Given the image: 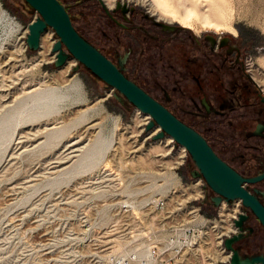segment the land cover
Returning a JSON list of instances; mask_svg holds the SVG:
<instances>
[{
  "label": "rangeland",
  "instance_id": "rangeland-1",
  "mask_svg": "<svg viewBox=\"0 0 264 264\" xmlns=\"http://www.w3.org/2000/svg\"><path fill=\"white\" fill-rule=\"evenodd\" d=\"M102 1L108 10L120 2L178 26L192 40L230 38L242 45L245 68L264 89V0ZM81 11L83 18L74 11L75 27L112 58L113 34L94 24L104 10L94 0ZM37 16L25 0H0V264H113L114 256L127 259L136 249L143 226L159 238L179 227L198 232L182 264H229L223 242L236 231L240 203L203 206L206 183L190 176L187 151L169 136L153 140L159 128L146 131L150 117L121 106L116 91L72 56L55 68L58 37L51 28L30 51L25 40ZM251 83L264 120V90ZM250 143L264 146L258 137ZM213 146L231 161L249 155L236 145ZM156 198L166 201L159 213L148 206ZM253 227L264 249V228Z\"/></svg>",
  "mask_w": 264,
  "mask_h": 264
},
{
  "label": "flooded vegetation",
  "instance_id": "flooded-vegetation-1",
  "mask_svg": "<svg viewBox=\"0 0 264 264\" xmlns=\"http://www.w3.org/2000/svg\"><path fill=\"white\" fill-rule=\"evenodd\" d=\"M58 1L65 5L66 10L70 11L73 18H75L74 11H77L83 18L86 14L81 10L85 8L87 2L94 0H72L71 3H67L65 0ZM97 3L103 9L98 1ZM108 12L107 14L104 10L105 15L100 19H96L94 24L104 26L105 30L113 34L115 38L113 57L110 58L108 53H103L95 44L91 42L90 44L118 67L119 59L123 58L125 53H128L122 70L124 76L166 107L184 124L186 122L207 121L214 116L222 117L226 115L225 112L230 110L232 103L235 102L234 99H215L206 93L196 75L200 61L207 65L205 68L207 70H217L228 75L232 74L234 78H238L240 81L254 87L244 66L243 47L230 38H215L213 36L207 38L204 36L201 40H192L184 35L183 30L166 29L158 25L150 16L143 15L135 8L127 5L123 6V4L117 6L116 3L115 8H111ZM103 34L108 36L105 33ZM241 40L239 38V41ZM203 47L207 49L206 52H201ZM120 51L123 52L120 53ZM182 69L185 76L181 74ZM176 74L179 75L177 79L183 77L186 85H191V92H188V88L182 89L176 85ZM149 84L153 87L150 88ZM153 88H157L162 92V99L154 95ZM232 90L229 93L230 95L235 94ZM255 91L257 90L255 89ZM174 105L176 110L172 109ZM178 113L181 115H178ZM260 124L264 125L263 119L260 120ZM252 132L249 136L257 138L258 136H251ZM258 138L264 140V137L259 136ZM239 148L249 155L245 153L234 155L232 161L228 159V162L220 158L243 178H251L264 172V146H239ZM251 162L255 165L253 168L256 167L253 171L249 169L251 166L248 165ZM188 168L190 170V164L182 168L181 172H185ZM246 188L249 193L256 195L260 203L264 205V179L255 184H248ZM204 189V200L209 202L212 194L210 196V191L206 190V186H204ZM206 202L201 204L211 208L212 205ZM239 203L240 210L236 217L238 218L242 214L247 218L243 223L245 230L233 246L242 257L262 256L264 258V249L260 244L261 239L257 235L256 227H253V224H258L259 221L250 209L245 208L241 201ZM230 205L232 203L228 204V206ZM233 234H238V231L236 230ZM230 257L231 254L229 259Z\"/></svg>",
  "mask_w": 264,
  "mask_h": 264
},
{
  "label": "water",
  "instance_id": "water-1",
  "mask_svg": "<svg viewBox=\"0 0 264 264\" xmlns=\"http://www.w3.org/2000/svg\"><path fill=\"white\" fill-rule=\"evenodd\" d=\"M97 1L108 14L109 12L103 1ZM25 2L38 15L28 25V35L25 42L30 51L36 52L39 49L41 35L48 28H51L58 37L52 47V53L55 54L53 62L55 68L62 67L70 56L76 59L94 76L105 83L106 87L116 91L113 96L121 105L131 104L150 117L145 128L146 131L155 126L159 127V132L152 137L153 140L169 136L176 144L184 147L194 166V169L190 171V176L192 178H203L208 189L214 194L209 202L203 200L202 203L206 202L214 208H218L223 200L227 202L240 200L242 205L250 209L264 228V205L260 203L256 195L249 193L246 188L248 184H255L263 180L264 172L251 178H243L238 174L214 152L202 134L181 122L166 107L124 76L122 70L128 53H125L123 58L119 59V68L96 47L82 38L73 26L64 4H61L58 0H25ZM120 5L121 3L117 2V6ZM123 6L126 5L123 4ZM150 18L166 29H180L178 26L160 22L153 17ZM206 37L212 36L206 35ZM75 70L76 68L73 71ZM248 78L251 80L249 76ZM261 102L264 103V98H261ZM251 136L264 137V125H257ZM255 192L259 193L258 191ZM246 218L245 215H239L233 221L238 234H233L224 239V248L231 254L229 264H264L262 256L242 257L233 246L245 230L243 223Z\"/></svg>",
  "mask_w": 264,
  "mask_h": 264
},
{
  "label": "trees",
  "instance_id": "trees-1",
  "mask_svg": "<svg viewBox=\"0 0 264 264\" xmlns=\"http://www.w3.org/2000/svg\"><path fill=\"white\" fill-rule=\"evenodd\" d=\"M67 12L75 27L74 19L70 11L67 10ZM75 29L88 43H93L88 40L80 30L76 27ZM206 66L204 62L200 61L196 72L206 93L213 96L215 99H234L235 102L232 103L230 110L225 112L226 115L222 117L214 116L210 117L207 121L186 122L185 124L202 134L214 152L222 159H225L214 148L213 144L215 142L223 146L230 145L231 147L235 145L240 147L253 145L250 142L256 138L249 136V127L252 125L253 121H257L261 116L258 93L250 84L244 83L238 78H234L232 74L228 75L217 70H207L205 69ZM181 74L185 76L183 69ZM175 78H179V75L176 74ZM175 82L178 87L182 89L188 88V92L192 91L191 85H186L183 77L175 80ZM231 90L234 91L235 94L233 93L230 95L229 93ZM225 160L228 162V159Z\"/></svg>",
  "mask_w": 264,
  "mask_h": 264
},
{
  "label": "built area",
  "instance_id": "built-area-1",
  "mask_svg": "<svg viewBox=\"0 0 264 264\" xmlns=\"http://www.w3.org/2000/svg\"><path fill=\"white\" fill-rule=\"evenodd\" d=\"M248 76L251 78L249 73ZM251 80L255 82L252 78ZM255 84L257 83L255 82ZM257 86L261 90L258 84ZM261 92L263 93L262 90ZM261 97L264 98V93ZM234 201L227 202L223 200L220 206H227L229 203L234 204ZM148 206L153 212L159 213L165 209L166 201L161 198H156ZM236 219L237 217H235L233 221ZM140 229L142 233L141 238L133 245L136 246V249L131 250L127 259L114 256L111 258L113 264H131L140 259V262L143 264H182V257L185 250H189L198 244L199 233L192 228H174L169 235L163 238L157 237V232L147 226H143ZM132 248L133 247H131V249Z\"/></svg>",
  "mask_w": 264,
  "mask_h": 264
},
{
  "label": "bare ground",
  "instance_id": "bare-ground-1",
  "mask_svg": "<svg viewBox=\"0 0 264 264\" xmlns=\"http://www.w3.org/2000/svg\"><path fill=\"white\" fill-rule=\"evenodd\" d=\"M251 64V63H250ZM250 75H251V78L262 88V84H260V81L255 77V73L253 74L252 72L251 73H249ZM260 79V78H259ZM264 88V87H263ZM264 90V89H263ZM262 90V91H263ZM138 110V109H137ZM145 115H147V114H145ZM148 116V115H147ZM157 128H159L158 126H157ZM171 138V137H170ZM172 139V138H171ZM181 148L183 149L184 147H182L181 146ZM97 153V152H96ZM145 187V186H144ZM132 189V188H131ZM130 191V190H129ZM139 191V190H138ZM128 193H130V192H128ZM236 202H238V201H240V200H235Z\"/></svg>",
  "mask_w": 264,
  "mask_h": 264
},
{
  "label": "snow or ice",
  "instance_id": "snow-or-ice-1",
  "mask_svg": "<svg viewBox=\"0 0 264 264\" xmlns=\"http://www.w3.org/2000/svg\"><path fill=\"white\" fill-rule=\"evenodd\" d=\"M162 5H166L167 0H161ZM191 18V14H189V19ZM208 27H211V25H206Z\"/></svg>",
  "mask_w": 264,
  "mask_h": 264
}]
</instances>
